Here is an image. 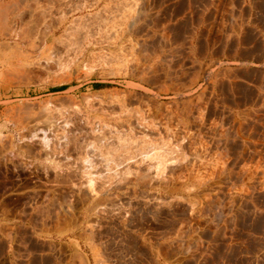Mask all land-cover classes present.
<instances>
[{"label":"rangeland","instance_id":"374dc122","mask_svg":"<svg viewBox=\"0 0 264 264\" xmlns=\"http://www.w3.org/2000/svg\"><path fill=\"white\" fill-rule=\"evenodd\" d=\"M0 33V264H264V0H0Z\"/></svg>","mask_w":264,"mask_h":264},{"label":"trees","instance_id":"16d2710c","mask_svg":"<svg viewBox=\"0 0 264 264\" xmlns=\"http://www.w3.org/2000/svg\"><path fill=\"white\" fill-rule=\"evenodd\" d=\"M68 87H69L68 85L56 86V87L51 88V91L52 92L64 91V90L68 89ZM93 87L95 89H97V90H101V89H105V88H108V87H112V84L95 82L93 84Z\"/></svg>","mask_w":264,"mask_h":264},{"label":"bare ground","instance_id":"6f19581e","mask_svg":"<svg viewBox=\"0 0 264 264\" xmlns=\"http://www.w3.org/2000/svg\"><path fill=\"white\" fill-rule=\"evenodd\" d=\"M2 18H3V17H2ZM1 20H2V19H1ZM223 23H224V22H223ZM57 24H58V23H57ZM44 27H45V26H44ZM49 27H50V26H49ZM0 34H2V33H0ZM6 35H7V34H6ZM44 35H45V34H44ZM2 36H3V35H1V37H2ZM4 36H5V35H4ZM41 37H42V36H41ZM44 38H45V37H44ZM44 38H43V39H44ZM229 38H230V37H229ZM1 39H2V38H1ZM68 40H69V39H68ZM58 43H59V42H58ZM7 44H8V43H7ZM3 46H4V45H3V43L1 42V43H0V50H2ZM5 46H6V45H5ZM4 48H5V47H4ZM47 48H48V47H47ZM49 49H50V48H49ZM46 50H47V49H46ZM46 50H45V51H46ZM234 52H235V51H234ZM1 53H2V52H1ZM3 53H4V52H3ZM203 118H204V117H203ZM10 139H11V138H10ZM74 144H75V143H74ZM0 149H1V148H0ZM7 149H8V148H7ZM1 150H2V149H1ZM25 150H26V149H25ZM25 150H24V151H25ZM7 151H8V150H7ZM45 151H46V150H45ZM9 152H10V151H9ZM28 152H29V151H28ZM28 152H26V153H28ZM24 153H25V152H24ZM22 154H23V153H22ZM35 154H36V153H35ZM53 154H54V153H53ZM34 156H35V155H34ZM34 156H33V157H34ZM36 157H37V156H36ZM85 159H86V158H85ZM22 162H23V161H22ZM88 162H89V161H88ZM57 178H58V177H57ZM52 180H53V179H52ZM61 182H62V181H61ZM61 185H62V184H61ZM72 193H73V192H72ZM73 194H74V193H73ZM77 197H78V196H77ZM83 197H84V196H83ZM14 232H15V231H14ZM15 234L18 235L17 233H15ZM13 237H14V236H13ZM13 237H12V238H13ZM14 238H15V237H14ZM14 238H13V239H14ZM11 240H12V239H11ZM15 240H16V239H15ZM14 254H15V253H14ZM20 255H21V254H20Z\"/></svg>","mask_w":264,"mask_h":264},{"label":"crops","instance_id":"0c3cea01","mask_svg":"<svg viewBox=\"0 0 264 264\" xmlns=\"http://www.w3.org/2000/svg\"><path fill=\"white\" fill-rule=\"evenodd\" d=\"M79 254H80V256L82 255V258L84 259V255H83V253H81L80 251H79ZM167 264H171L169 261L167 262Z\"/></svg>","mask_w":264,"mask_h":264}]
</instances>
